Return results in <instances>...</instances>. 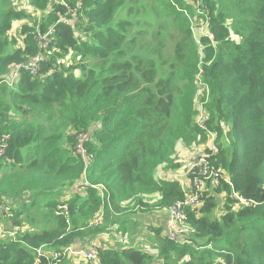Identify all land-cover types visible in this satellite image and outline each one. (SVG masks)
Masks as SVG:
<instances>
[{
  "label": "trees",
  "instance_id": "1",
  "mask_svg": "<svg viewBox=\"0 0 264 264\" xmlns=\"http://www.w3.org/2000/svg\"><path fill=\"white\" fill-rule=\"evenodd\" d=\"M174 1L66 0L65 7L60 0H29L42 15L34 16L39 22L33 23L28 19L34 10L26 14L17 0H0V136L10 135L8 153L0 159V199L13 208L10 224L22 228L20 241L0 239V264H49L38 250L48 254L84 249L92 240L110 236L116 225H126L133 215L154 216L153 209L184 197L172 179L178 166L170 164L178 145L209 142L194 121L199 114L195 74L214 48L199 51L194 61L186 55L171 63L164 55L159 62L146 59L153 52L150 38H164L155 53L173 40L166 32L170 24L191 23L178 12L186 2ZM237 2L202 0L201 5L213 13L212 29L229 35L217 46L216 61L203 66L201 82L211 89L212 103L207 109V100L205 113L217 137L218 160L213 164L223 169L230 185L208 182L204 206L188 212L195 230L188 243L170 242L164 227L151 226L138 235L161 241L156 259L135 246L103 245L102 264H264V89L255 91L264 88V0H244V7ZM69 5L77 10L79 24L76 15L68 13ZM163 10L169 15L166 20ZM230 16L239 27L224 28ZM51 28L48 45L41 47L37 35ZM187 29L181 28L179 50L185 51L193 38ZM232 29H239L241 44L232 40ZM11 31L15 41L24 44L22 49L13 51ZM123 41L137 51L127 60L126 52L118 50ZM37 56L42 59L39 74L23 73L10 86L14 73ZM88 59L95 60L91 66L85 63ZM177 66L181 72L194 71L185 102L179 99L183 83ZM82 133L91 135L87 146L94 153L86 172L76 153V138ZM164 165L172 169L162 171L168 177L154 179ZM86 182L103 186L107 198L102 200L92 188L78 194ZM232 191L257 204L239 206L229 197ZM156 194H161L158 203H146L144 197ZM39 200L41 212L32 214ZM220 204L224 214L216 210ZM102 208L103 222L91 226ZM67 259L53 263L92 264Z\"/></svg>",
  "mask_w": 264,
  "mask_h": 264
},
{
  "label": "rangeland",
  "instance_id": "2",
  "mask_svg": "<svg viewBox=\"0 0 264 264\" xmlns=\"http://www.w3.org/2000/svg\"><path fill=\"white\" fill-rule=\"evenodd\" d=\"M184 2H186V5L184 7L178 8V12L180 13H184L191 21L190 25H184L182 22L179 23L177 22L176 25L175 24H170V26L168 27L167 22L165 21V25L168 27L166 29V32L169 33L170 35H172V39L171 41H169L170 43H168L167 47L164 48H158L157 51L155 53L154 50L156 49L157 45L159 43V41L163 40V37H157L158 39L156 40V38H150V42L153 44V52L149 51L150 55L146 58V59H153L156 62H159L161 60L162 55H164L167 60L168 63L173 62L176 59H179L180 57H182L183 55H186V57L188 58V60L190 61H194L196 59V55H198V52L202 51V53H205V50L207 47H213L214 50H212V52L210 54H208L209 56L205 55L202 58L201 61V71L198 70V73L196 72L195 75H197V79H198V87L196 89V93H198L199 95L194 99L195 100V105H196V110L202 111V107H206V103H207V109L208 106H211L212 103V97H211V89L210 86L206 83V82H201V79L203 78V75H205L204 73V65L207 64H212L213 62L216 61L218 53H219V49L217 48V46L222 45V41H224L225 37H229V35H226L225 33H222L221 31H215L212 29V22H213V13L212 11H208L202 8V0H183ZM170 2L175 3L174 0H170ZM200 3V4H199ZM244 0H238L237 5H239L240 7H244ZM17 7H25V11L26 14H30L29 12H32L33 7L32 4L29 2V0H17ZM164 9V7H162ZM188 8H190L193 12V15H191L190 11L188 10ZM18 9V8H17ZM150 10H152V8H150ZM35 12H32V14H30V18L28 19L30 22L33 23H38L39 21L33 20L34 16H42L41 13L37 12L36 10H34ZM68 11L70 12H75V7H71L69 6ZM236 15L240 14V11L238 9H236L235 11ZM35 13V14H34ZM39 13V14H38ZM161 17L165 20L167 18H169L168 12L166 11H162ZM175 18H173L172 20H174ZM187 21V19H185ZM80 23V21H79ZM233 24H236V28L239 27L238 26V21H236V18L233 16L227 19V21H225V27L227 28L228 26H233ZM14 25H16V23L14 22ZM191 29V32L193 34V38H191V41L188 43V45L184 50H179L177 49V44L181 41L182 39V31L181 28H187ZM235 28V29H236ZM130 29V28H129ZM187 29V31H188ZM232 29L231 30V38L232 40L236 41L237 44H241L242 40L240 41V38L236 35L238 30ZM244 30H246L245 28H243ZM227 32V31H226ZM239 35V34H238ZM13 36H15V33H13V31H11L10 33V42L12 43V49L13 51L16 49H22L24 47L23 43H20L18 41H15V39L13 38ZM240 36V35H239ZM44 37H41L40 35H37L36 37V41L40 42V45L42 47V40ZM242 39V38H241ZM204 40H207V42H205ZM239 41V42H238ZM124 43L121 44L118 48V50H123V52H126V56L124 57V60H127L131 57V55L133 53H136L137 51H134L131 49L130 45H125V41H123ZM166 42V41H165ZM197 47V48H196ZM164 50V52H162ZM176 54H174V51H176ZM186 51H188L186 53ZM67 58L70 62H73L72 58L70 57H65ZM95 60L93 59H88L85 61V63L88 66H91L92 63ZM21 63V62H20ZM18 63V64H20ZM16 64V63H15ZM74 64H80L79 61L74 63ZM176 72L178 75H180L181 77V83L183 84H179L181 89L179 92V99L181 102H185V99L187 97V94L190 93L189 91V87H190V79L193 77V72L191 69H183V71L181 72V68L179 66H177L175 68ZM77 76V75H75ZM196 79V77H194V80ZM195 87V86H194ZM260 89H264L263 87H256L255 91H259ZM205 93V94H204ZM208 94V95H207ZM206 95V96H205ZM203 97H206L205 100H203ZM194 111V110H192ZM175 115H176V110H175ZM198 113L197 115H195L194 117V121L197 120L198 118ZM210 115V113H209ZM261 122V121H260ZM223 131L225 134H227V132L229 131L228 126L226 124H223ZM208 139V143H201V141H194L193 146H191L190 148L184 147L186 145H179L178 148H182L184 147L181 151L176 150L175 152V156H174V162L170 164V166L173 165H177L178 171L185 169L187 166H190L191 164H189V161L192 160L190 163H195V162H199V159L196 160V158L198 156H202V158H204L206 155H211L210 153V148L212 143H214V141H216L217 137L215 132L212 130L210 135L206 136ZM92 142V141H91ZM189 147V146H188ZM199 151V152H197ZM94 154V153H93ZM216 157V158H215ZM215 157H211L210 161H209V171L211 173H214V175H216V178L219 182V187L221 186L222 181H224L226 184H228V186L230 185V181L228 180V176L226 175V173L223 171V169L218 168L216 165H214L213 163L218 160V156L216 155ZM1 161V160H0ZM192 163V164H193ZM208 163V161H207ZM165 166H163L162 168H157V172L155 173V178L156 180L160 179L161 177H168L166 175H168V172L166 171L165 173H163V170H168V171H172V169L169 167L167 169H165ZM184 195V194H183ZM234 195V193H229V196L232 198ZM159 196H161V194H156V195H152L150 196L151 200H148V196L144 197V200L146 201V203H150L151 201H154L155 203H158L159 201ZM65 197V196H64ZM184 198V197H183ZM126 205H130V203H126ZM42 209V203L39 201H37L36 206L33 209L32 214H39L41 212ZM220 209V211H218ZM155 212L156 210L153 209ZM197 209H195L194 211H196ZM216 210L220 213V214H224L226 212V209L224 207V205L220 204L217 205ZM167 215V214H166ZM131 221H129L128 223H126L127 227H124L126 225H123L122 223H120L119 225H116V227L112 230L116 233V237L115 238L118 243L116 246H118L119 243H125V242H129L131 245L130 247H137V248H142L145 249L147 252H150L152 254H155V259L157 257V253H159L160 251V247H161V241L153 239L152 237L149 236H141L139 237V232H143V231H149V228H146L144 226V223L141 221H136L133 219H130ZM189 222V221H188ZM153 228H157V225H153ZM165 235V234H164ZM191 237V235H190ZM189 237V238H190ZM167 239V238H166ZM64 260H68L67 258H65ZM72 261V260H70ZM83 261V260H80ZM69 261L65 262V264H67ZM84 262V261H83ZM38 264V263H36ZM83 264H87V263H83Z\"/></svg>",
  "mask_w": 264,
  "mask_h": 264
},
{
  "label": "built area",
  "instance_id": "3",
  "mask_svg": "<svg viewBox=\"0 0 264 264\" xmlns=\"http://www.w3.org/2000/svg\"><path fill=\"white\" fill-rule=\"evenodd\" d=\"M60 3L67 7L66 0H60ZM70 6V5H69ZM68 6V8H69ZM69 14H75L74 18L75 24H79L81 19L77 15V10L75 12L68 11ZM63 22H66L65 19H62ZM53 28H51L45 35L39 33L41 37H44L42 43L48 45L49 37L52 35ZM43 46V44H42ZM42 59L37 56L34 58L32 63L24 66V69L16 71L14 73L13 81H11L10 86L16 82L23 73H29L32 76H37L41 71ZM205 107H202V111H199V115L196 122V125L204 132L210 134L208 121V114L205 113ZM90 136L87 133H82L76 138V153L84 161L85 167L84 171H88L91 167L92 161L94 159V154L90 152L87 144L90 141ZM10 144V135L3 134L0 136V159H3L9 149ZM211 155H206L202 158L203 155L196 158L199 159V162L191 163L190 166H187L185 169H182L172 176L174 182L178 183L184 198L177 200L169 207H163V211L167 213V220L165 224L164 234L168 241L176 243L178 245H184L188 243V236L193 234L195 231L191 224L188 222V212L189 210H195L204 206L203 194L207 191L208 182L213 181L216 187H219V182L214 173L209 171L208 165L211 157L217 155V147L215 144L211 145L210 148ZM208 161V163H207ZM194 162V161H193ZM93 188L97 190L102 198L106 196L107 190L103 186L99 185H90L86 182L83 187L78 189V194H82L88 189ZM234 193L233 197L239 206L249 208L252 205H256L255 201L246 199L244 196L240 195L237 192ZM66 207H59V210H66ZM57 213V212H56ZM13 217V208L11 205L7 204L5 201L0 199V239H9L14 242L20 241V235L22 233V228L20 226H14L10 224ZM103 213L98 215L92 222L91 226L98 227L103 221ZM40 256L45 257L49 260V264H54L53 261L58 263L62 262L64 258H72L83 260L92 264H102L100 257V247L96 244L85 247L84 249H73L66 248L62 252H53L44 254L41 250H38Z\"/></svg>",
  "mask_w": 264,
  "mask_h": 264
},
{
  "label": "crops",
  "instance_id": "4",
  "mask_svg": "<svg viewBox=\"0 0 264 264\" xmlns=\"http://www.w3.org/2000/svg\"><path fill=\"white\" fill-rule=\"evenodd\" d=\"M184 147H186V145ZM184 147H182V148L176 147V150L181 151ZM191 161L192 160L189 161V164H191L190 163ZM148 200H151V198L149 197ZM151 203H155V202L154 201H151ZM121 215L124 216V215H126V213L125 214H120V215H117V216L120 217ZM163 215H165V217H166L165 220L162 219V216ZM131 218L133 220L143 222L144 223V226L146 228H150L153 225H157V228L160 227V226H162L165 229L167 215H166V213H164L163 211H161L159 208H156V212L154 213V216L144 215L143 217H141L140 216V213H137V214L133 215ZM111 236H112V238H111ZM113 237H116V233L114 231H112V233L110 234V236H104L102 238H97L94 241L92 240V242H90L88 245H94V244H96V245H98L101 248L104 247L103 245H106L107 247H116L118 241L115 238H113ZM85 241L86 242H89V239H86ZM129 245H131L129 242L119 243L118 244V246H120L121 249L128 248ZM73 261L74 260L69 261L70 264H72ZM76 261L77 260H75L73 264H77Z\"/></svg>",
  "mask_w": 264,
  "mask_h": 264
},
{
  "label": "clouds",
  "instance_id": "5",
  "mask_svg": "<svg viewBox=\"0 0 264 264\" xmlns=\"http://www.w3.org/2000/svg\"><path fill=\"white\" fill-rule=\"evenodd\" d=\"M26 74V73H25ZM27 74H29V73H27ZM23 75V74H22ZM22 75L19 77V79L20 78H22ZM196 123V122H195ZM197 126V125H196ZM198 127V126H197ZM209 127V126H208ZM198 129L200 130V131H202L199 127H198ZM209 131H210V134H211V132H212V130L209 128ZM203 133H205V134H207V135H210L209 133H207V132H204V131H202ZM212 144H215L216 145V141H214V143H212ZM216 147H217V145H216ZM217 150H218V148H217ZM218 152V151H217ZM193 163V162H192ZM93 189V188H92ZM182 191V190H181ZM86 192V191H85ZM85 192H83L82 194H84ZM99 193V192H98ZM81 195V194H80ZM101 197V196H100ZM104 198H107V196H105L104 195ZM104 198H102L101 197V199L103 200ZM160 210L161 211H163V208H160ZM164 212V211H163ZM101 213H103V216H105V214H104V212H103V208L101 209V211H100V213L98 214V215H100ZM165 213V212H164ZM167 214V213H166ZM97 215V216H98ZM96 218V217H95ZM104 218V217H103ZM103 222V221H102ZM129 248V247H128ZM128 248H125V249H128Z\"/></svg>",
  "mask_w": 264,
  "mask_h": 264
}]
</instances>
